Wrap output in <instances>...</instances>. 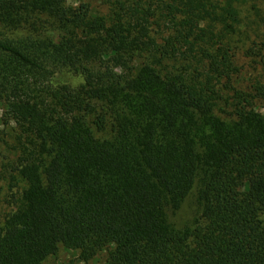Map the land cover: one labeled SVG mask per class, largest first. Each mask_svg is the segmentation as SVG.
Here are the masks:
<instances>
[{
    "label": "trees",
    "instance_id": "obj_1",
    "mask_svg": "<svg viewBox=\"0 0 264 264\" xmlns=\"http://www.w3.org/2000/svg\"><path fill=\"white\" fill-rule=\"evenodd\" d=\"M250 1L107 0L98 14L0 0L20 187L0 264H44L61 247L108 264H264V80L239 86L235 51L260 14Z\"/></svg>",
    "mask_w": 264,
    "mask_h": 264
},
{
    "label": "rangeland",
    "instance_id": "obj_2",
    "mask_svg": "<svg viewBox=\"0 0 264 264\" xmlns=\"http://www.w3.org/2000/svg\"><path fill=\"white\" fill-rule=\"evenodd\" d=\"M106 1L67 0V5L74 7L81 2H87L90 3L92 9L98 14H105L108 10ZM253 4H257L260 14L255 13V18L252 23H249L245 19V32H242L241 35H235L237 45L235 51L237 53V59L239 60L238 64L242 67L240 72L242 80L239 86H245V84H248L255 78L264 80V21L261 19V16H264V0H251L248 3L255 10L252 7ZM0 30L4 31L1 25ZM6 32L10 36L29 33L28 28L15 32ZM250 47L254 48L253 52L257 53V55L249 56L247 54V49ZM70 74L68 72L66 76L69 77ZM59 76L63 75L60 74ZM71 81L73 83H79L81 78L71 76ZM7 117L4 112V107L0 104V220H3L6 214L16 209L17 198L19 196L18 188H20L13 176L16 172L14 171V165L18 160L17 151L14 148L16 144V125L12 121H9ZM196 208L195 194L192 193L186 199L182 208L172 215V218L176 223L182 225L196 214ZM44 264H108V262L105 252H100L95 258L85 262L79 259L76 251L61 247L58 253L48 257L44 261Z\"/></svg>",
    "mask_w": 264,
    "mask_h": 264
}]
</instances>
